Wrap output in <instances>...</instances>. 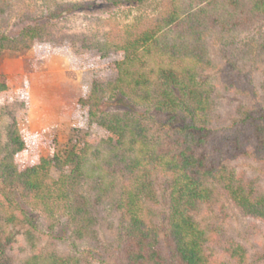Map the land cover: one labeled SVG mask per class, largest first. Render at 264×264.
Instances as JSON below:
<instances>
[{
  "label": "trees",
  "instance_id": "16d2710c",
  "mask_svg": "<svg viewBox=\"0 0 264 264\" xmlns=\"http://www.w3.org/2000/svg\"><path fill=\"white\" fill-rule=\"evenodd\" d=\"M14 1L0 0V16ZM259 22L264 25V0H163L155 18L117 34L61 35L60 44L73 39L103 64L90 95L81 100L96 127L73 147L45 156L42 147L56 148V138L29 145L21 133L27 95L18 105L0 101V186L21 185L50 228L60 213L67 214L77 240L106 252L113 240L102 232L101 206L114 200L125 222L122 248L129 264H251L245 244L222 224L203 222L198 212L204 204L222 206V191L243 214L264 222V186L235 164L253 158L264 165V106L238 78L222 74L208 45L213 34ZM50 31L48 24H27L18 37L2 35L0 56L6 48L51 37ZM7 87L0 81V95ZM231 87L242 97L235 105L237 119L230 120L217 112V103L220 91ZM110 93L145 105L162 119L153 128L127 112H101ZM222 121L235 130L207 148ZM160 176L168 181L165 192L157 183ZM163 204L160 218L156 207ZM14 226L24 228L31 241L20 259L5 250L7 227ZM214 242L225 259L210 251ZM74 246L76 252L69 253L55 243L44 245L36 218L0 196V264H92Z\"/></svg>",
  "mask_w": 264,
  "mask_h": 264
},
{
  "label": "rangeland",
  "instance_id": "374dc122",
  "mask_svg": "<svg viewBox=\"0 0 264 264\" xmlns=\"http://www.w3.org/2000/svg\"><path fill=\"white\" fill-rule=\"evenodd\" d=\"M163 0H15L0 16V37H18L27 24H48L50 35L36 39L28 45L21 44L6 48L0 56V81L7 84V92L0 95V101L18 103L27 95L28 112L20 121V129L27 144L32 145L45 138H56L57 147H42L43 155L64 152L81 142L87 131L96 126L91 123L88 106L82 103L92 89L94 77L103 71V64L88 56L82 47L71 41L60 44L61 35L90 37L117 34L160 14ZM210 55L219 64L222 74L238 78L256 100L264 106V25L256 23L248 28L216 33L209 37ZM238 91V92H237ZM242 97L239 89L231 87L222 90L218 96L217 112L237 119L235 105ZM101 112H127L147 125L156 128L162 115L145 105L108 94L100 108ZM228 124V123H227ZM221 123V129L209 136L207 148L213 139H219L236 126ZM238 169L260 180L264 186V165L253 158H240L235 162ZM162 192L168 189V181L158 177ZM220 205H202L199 218L206 223H220L228 235L245 244L251 264H264V222L256 217L243 214L219 191ZM0 196L10 197L16 211L34 216L39 226L42 243H55L58 250L87 256L92 264H129L122 248L125 237V222L114 200L103 204L101 211L104 221L103 234L113 240L112 250L106 252L87 241L77 240L72 232L70 218L59 214L53 228L44 218L42 210L31 194L21 185L0 186ZM159 217L165 215V205L156 207ZM163 230H165L163 228ZM8 241L5 242L7 256L23 257L31 241L26 239L24 228L7 227ZM166 233L162 232L163 248L169 249ZM217 239L223 238L217 233ZM210 251L222 260L226 255L221 245L212 243Z\"/></svg>",
  "mask_w": 264,
  "mask_h": 264
}]
</instances>
